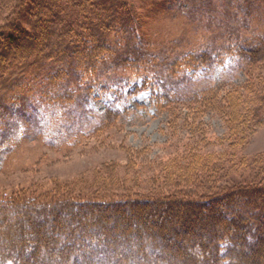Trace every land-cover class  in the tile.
I'll use <instances>...</instances> for the list:
<instances>
[{"label":"trees","instance_id":"obj_1","mask_svg":"<svg viewBox=\"0 0 264 264\" xmlns=\"http://www.w3.org/2000/svg\"><path fill=\"white\" fill-rule=\"evenodd\" d=\"M2 1L0 125L4 128L0 129V148L5 145L4 130L12 126L10 115L16 119L23 116L20 126L13 128L16 133L24 128V120L28 121L27 107L38 118L40 109L48 112L56 122L60 132L43 137L53 147L77 145L116 123L125 113L121 102L127 95L118 75L125 70L140 76L138 88L151 90L154 103L171 115L170 122L180 113V106L191 104L193 112L212 106L230 126L224 138H219L226 147L214 153L213 159L205 155L208 159L193 162L198 150L193 144L180 153L174 151L167 164L157 167L162 181L155 178L161 189L157 186L154 197L126 193L114 199L52 197L53 201L47 202L28 199L1 205V210L11 209L9 219L23 205L25 210L19 212L26 214L25 219L50 217L53 224H46L47 233L36 225L18 229L12 241L0 243V264H28L30 256L47 257L54 250L63 255L64 264H82L85 258H94L89 264H142L154 256L159 257L158 264H167L178 260L175 248L183 246L180 237L185 234H194L186 248H205V257H214L213 264H264V152L241 153L256 127L264 125V29L253 24L264 0H144L141 5L133 0ZM178 4L184 5L195 25L194 35L201 29L209 35H201V42L188 39L183 45L177 40L169 49L171 55L156 47L143 51L140 46L149 44L144 42L145 21L139 9L146 6V11L153 13ZM223 51L233 57L230 66L243 73L242 82L229 83L222 93L211 84L186 93L192 83L188 72L209 75L223 61ZM96 86L104 91L109 86L120 90V99L115 98L100 115L90 116L91 110L86 113L83 109ZM58 112L69 115L65 116L69 120L54 118ZM40 119L29 120L31 128L49 126L50 119ZM79 121V126L73 127ZM86 123L90 125L87 130ZM71 129L74 132L64 137ZM6 147L5 152L12 144ZM70 210H75V215L68 213ZM153 216L163 220L157 217L147 226L146 220ZM168 232L173 235L171 244L161 247ZM54 236L66 244H48ZM132 242L138 245L128 252ZM25 243H31L29 248ZM182 260L189 264L186 258Z\"/></svg>","mask_w":264,"mask_h":264},{"label":"rangeland","instance_id":"obj_2","mask_svg":"<svg viewBox=\"0 0 264 264\" xmlns=\"http://www.w3.org/2000/svg\"><path fill=\"white\" fill-rule=\"evenodd\" d=\"M133 1H136L135 4L141 5L144 0ZM3 3L0 0V6H3ZM262 8L260 14L253 19V24L260 25L264 29V4H262ZM154 11L153 13L146 11V6L139 9L140 16L145 21L143 31L146 34V39L144 42L149 44V46H140L143 51L150 52L152 47H156L159 48L160 52L171 55L169 49L176 46L177 40H179V44L183 45L188 39L190 43L201 42V40H198L201 35H209L208 32H204L202 29L198 35H194L193 27L195 25L191 23V19L186 15L183 4H178L172 7L171 10ZM195 37H197L196 40H194ZM221 54L223 61L216 64L209 75L188 72L191 75L189 79L192 83H190L187 90L185 89L186 93H188V90L193 91L199 86L208 84L215 85V89L222 93L230 87L229 83L242 82L244 79L243 73L230 66L233 57L225 51ZM118 75L124 84L122 91L125 96L127 95L124 103L121 102V107L125 113L120 115L121 117L119 116L116 123L97 131L77 145L53 147L44 142V136L48 138L49 135H52V131H55V133L60 132L56 122L51 119L48 112L41 113V109L39 110V114L43 119H50L49 126L43 127L41 130L39 128L33 129L30 121L33 119L40 121L41 117L38 118L33 115L32 110L27 107L28 121L25 122L24 120V128L21 127L16 133L13 128L20 126L23 122V116L16 119L13 113L10 115L12 126L11 129L6 128L4 130L2 137L5 139V145L0 148H4L0 153V206L14 200H20L21 202L28 199H35L40 202L53 201L54 198L52 197L81 200L83 198L92 199L93 197L100 199L105 196V198L114 199L126 193L138 194L141 197H154L157 186L161 189L158 182L155 183V178L160 182L162 181V174H160L157 167L167 164L174 151L180 153V150L182 151L185 146L193 144L198 150L192 161L198 163L200 160L202 162L205 155H209L213 159L214 153L226 147L225 141L219 138H224L223 134L227 132L230 121L227 123V120L217 114L212 106L209 108L204 106L198 112L189 109L193 106L191 104L190 107L180 106V113L176 114V117L172 116L170 122L171 115L162 111L154 103L151 90L144 87L138 88L140 76L137 77V74L128 70L119 72ZM30 87L35 89L32 83ZM111 87L109 86L106 91L100 90L99 86L92 89L83 111L87 113L91 110L90 116H98L115 98L120 99L118 97L120 90L117 91V89ZM176 88L179 87L176 86ZM65 116L70 117L59 112L56 117H53L57 120L68 121L69 119L67 120ZM81 122H76L77 124H74L73 127L79 126ZM85 126L86 130L90 127L87 123ZM2 128L4 127L0 125V129ZM11 131L16 135L11 136ZM46 131L47 133H45ZM73 132L74 129H71L68 130L67 134L64 132L63 135L65 137V135ZM207 137L212 138V140ZM72 138H74V135ZM215 138H218V140ZM15 139L17 140L14 141ZM9 144H12V147L5 152L6 146ZM260 152H264V125L256 127L250 141L243 145L241 153L251 156ZM151 179L154 180L152 183L150 182ZM17 208L21 209L18 210V214H15V216L12 214L11 217L14 218L11 219L7 217L10 208L0 209L4 213L3 216H0V243L12 241L13 234L21 227L36 225L42 229L43 233H47L46 224H53L50 217L32 219L33 221L26 218V220L24 218L26 214L19 212L24 211L25 207L22 205ZM68 213L75 215V210H70ZM51 214H54V211H50ZM62 216L66 218L69 214H62ZM62 216L60 215V218ZM160 217L153 216L152 219L146 220V225L152 226V220H155V218L163 220V218L159 219ZM59 219L58 221L62 220ZM58 221L56 219L55 224ZM118 221L124 222L125 220L118 218ZM62 225L66 227L65 223ZM192 237H194V234H185L180 237V244L183 246L175 248L178 253V260L167 264H184L182 258H186L189 264L203 260H208L213 264L214 257H205V248L201 249L198 246L186 248L190 246L189 240ZM172 238L173 235L168 232V237L160 246L170 245ZM203 240L206 241V238H202ZM31 242L33 243V241ZM57 242L58 245L66 244L64 240L55 236L47 241L48 244H56ZM29 244L31 243H25V248H29ZM119 244L124 247V244ZM137 245L138 242H132L128 252L136 249ZM183 248H186V250H183ZM160 251L164 252L163 248H160ZM158 259V256L147 258L142 264H158ZM29 260L31 262L28 264H64L66 262L63 255L57 254L56 250L47 257L44 255H41V257L30 256ZM81 261L82 264H89L94 262V258L90 260L85 258ZM69 264H78V262L73 261Z\"/></svg>","mask_w":264,"mask_h":264}]
</instances>
